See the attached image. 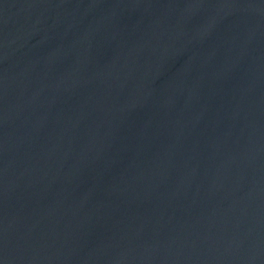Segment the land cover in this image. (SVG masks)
Returning a JSON list of instances; mask_svg holds the SVG:
<instances>
[{
    "label": "water",
    "instance_id": "1",
    "mask_svg": "<svg viewBox=\"0 0 264 264\" xmlns=\"http://www.w3.org/2000/svg\"><path fill=\"white\" fill-rule=\"evenodd\" d=\"M0 264H264V0H0Z\"/></svg>",
    "mask_w": 264,
    "mask_h": 264
}]
</instances>
